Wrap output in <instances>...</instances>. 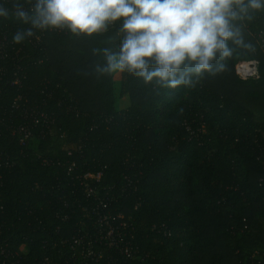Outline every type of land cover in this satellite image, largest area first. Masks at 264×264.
<instances>
[{"label":"trees","instance_id":"obj_1","mask_svg":"<svg viewBox=\"0 0 264 264\" xmlns=\"http://www.w3.org/2000/svg\"><path fill=\"white\" fill-rule=\"evenodd\" d=\"M250 16L233 24L255 51L229 41L194 89L97 79L119 22L15 44L0 60V264H264V10ZM24 27L0 18L11 40Z\"/></svg>","mask_w":264,"mask_h":264},{"label":"clouds","instance_id":"obj_2","mask_svg":"<svg viewBox=\"0 0 264 264\" xmlns=\"http://www.w3.org/2000/svg\"><path fill=\"white\" fill-rule=\"evenodd\" d=\"M261 10L264 0H5L0 18L27 25L13 33V44L51 30L91 37L119 22L118 51L103 49L104 63L93 69L97 79L127 73L174 90L194 89L205 73L223 71L233 54L229 41L255 51L233 21Z\"/></svg>","mask_w":264,"mask_h":264},{"label":"built area","instance_id":"obj_3","mask_svg":"<svg viewBox=\"0 0 264 264\" xmlns=\"http://www.w3.org/2000/svg\"><path fill=\"white\" fill-rule=\"evenodd\" d=\"M53 32H69L67 31L66 29L65 30H51ZM44 35V32L43 33H40L38 32L37 33V37L38 38H33V42L34 43H37V42H40V38L41 36ZM258 37H260L261 39V42L260 44L264 41V31H260L259 34H258ZM20 53V49H17L15 47V44L12 43V40L9 39V36L8 34L6 33V35H0V60H4V59H8V58H12V55H18ZM247 64H251L252 68H253V72H250L249 74H246V73H243L241 74L240 73V67L241 65L239 66L238 68V74L243 77V78H247V77H252L254 76L255 74V66L252 62H246ZM245 63H243L244 65ZM18 81H15V83H17ZM40 118L42 119H45V122L46 124H50L52 125L53 124V120H48L46 115L43 114V113H39L38 114ZM35 122L37 123L38 120H35ZM17 134L19 135V140H20V144L21 145H24L26 141H28L30 138H31V130L27 127V126H20L17 128ZM88 177H91L90 175H87ZM100 177V174H97L96 175V178L98 179ZM88 194H92V189H88L87 190ZM112 234V230L109 229L106 233V237H110ZM124 255L128 258H131L133 257V252L134 250H132L131 248H125L124 249Z\"/></svg>","mask_w":264,"mask_h":264},{"label":"rangeland","instance_id":"obj_4","mask_svg":"<svg viewBox=\"0 0 264 264\" xmlns=\"http://www.w3.org/2000/svg\"><path fill=\"white\" fill-rule=\"evenodd\" d=\"M250 72H253V68L251 64L245 63L244 65L242 64L240 67V73H246L249 74ZM118 86V83H116V87ZM129 105V100L127 97H124L116 102L117 108H125Z\"/></svg>","mask_w":264,"mask_h":264}]
</instances>
